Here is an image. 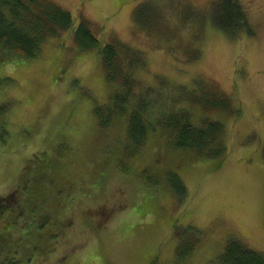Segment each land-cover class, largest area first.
I'll use <instances>...</instances> for the list:
<instances>
[{
  "label": "rangeland",
  "instance_id": "obj_1",
  "mask_svg": "<svg viewBox=\"0 0 264 264\" xmlns=\"http://www.w3.org/2000/svg\"><path fill=\"white\" fill-rule=\"evenodd\" d=\"M54 1L72 26L36 57L0 60V198L13 193L0 264H214L229 238L264 254V0H238L250 29L234 34L203 14L212 0ZM191 6L199 17H186ZM80 15L99 47L74 42ZM111 38L143 54L134 74L159 90L151 115L180 106L196 122L220 120L223 156L175 148L159 131L135 146L125 114L100 126L96 107L106 115L116 87L99 52ZM197 81L238 112L205 111L178 92L196 93Z\"/></svg>",
  "mask_w": 264,
  "mask_h": 264
},
{
  "label": "trees",
  "instance_id": "obj_2",
  "mask_svg": "<svg viewBox=\"0 0 264 264\" xmlns=\"http://www.w3.org/2000/svg\"><path fill=\"white\" fill-rule=\"evenodd\" d=\"M145 2L140 3L135 9L136 21H141L147 4ZM186 13V17L190 18L200 16L198 14L200 11L192 6ZM203 14L230 34L241 28L250 29L247 11L238 0H212L208 10H204ZM72 24L71 13L54 0H0V60L13 56L36 57L44 40L61 34ZM72 36L81 49L100 46L90 21L81 15ZM99 52L106 79L116 85L108 113L102 115V107H96L100 126L108 124L110 114L115 116L125 114L127 135L135 146L143 145L149 133L159 131L160 135L166 137L169 145L175 148L191 151L197 156H223L225 135L220 120L205 116L196 122L189 112L180 106L169 110H155L157 114L151 115L159 90L153 88V85L142 86L135 76V70L145 67V59L138 49L117 38H111L99 48ZM196 83L198 84L195 88L198 90L196 93L193 90L190 93L185 91L183 86L180 89L182 91L178 92L183 97L188 96L189 101L205 111L238 112L225 92L210 83L201 81ZM173 91L171 98L174 97ZM6 111V105L0 104V121H4ZM2 135L0 134V138ZM38 176L41 178L42 173ZM171 181L177 191L182 193L183 186L179 184L178 177H171ZM12 196L13 193H8L0 198V217ZM192 248V241H187L185 247L178 250V255L183 257ZM214 264H264V254L247 247L236 238H229Z\"/></svg>",
  "mask_w": 264,
  "mask_h": 264
}]
</instances>
